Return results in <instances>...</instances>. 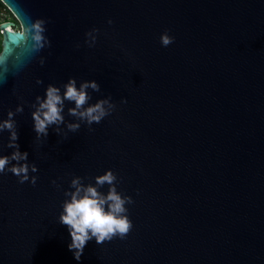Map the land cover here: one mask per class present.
<instances>
[{"label":"water","instance_id":"obj_1","mask_svg":"<svg viewBox=\"0 0 264 264\" xmlns=\"http://www.w3.org/2000/svg\"><path fill=\"white\" fill-rule=\"evenodd\" d=\"M1 1L21 30L0 24V121L23 106L17 143L38 172L35 186L0 174V264H264V0ZM37 19L49 46L33 53L17 33ZM70 78L97 82L89 104L114 110L89 126L66 102L61 134L37 140L31 105ZM108 170L133 227L77 262L64 193Z\"/></svg>","mask_w":264,"mask_h":264},{"label":"clouds","instance_id":"obj_2","mask_svg":"<svg viewBox=\"0 0 264 264\" xmlns=\"http://www.w3.org/2000/svg\"><path fill=\"white\" fill-rule=\"evenodd\" d=\"M112 23L111 20L108 21ZM46 21L37 19L23 31L17 33V36L25 42L31 41L30 51L33 53L40 52L46 46H49V41L44 36ZM98 29L86 33V43L89 47L94 46L96 42V34ZM160 42L163 47H167L174 42V37H171L165 32L160 37ZM45 63L44 59L40 60L41 66ZM36 83L42 84V80H37ZM63 93L61 89L49 84L46 88L45 96L36 97L35 103L31 105L34 109L31 113L33 121V130L36 134V139L48 136V130L52 126L57 135L61 134V125H65V104H74V107L67 109L68 115L76 118V120L86 123L99 124L105 117L109 116L115 108V105L110 103V99H102L95 104H89L92 99L88 90L99 92L100 87L97 82H82L77 87L75 79L70 78L63 85ZM126 102V101H122ZM23 106H17L15 111L7 113V119L0 121V133L7 131L9 133V143L7 148L13 149L11 155L0 156V174L10 172L18 178L20 184L31 182L33 186L36 184L37 177L29 176V172L36 173L38 168L35 164H29L28 153L19 150L17 122L14 117L22 113ZM81 123H67L66 128L69 132H77ZM117 176L108 170L105 174L95 177L94 185L89 183L85 185L83 178L75 177L71 180L70 189L64 193L67 199L64 200L63 211L59 216V223L67 227L71 242L68 244V250L73 253V258L79 262L84 249L89 241L95 239L97 245H102L106 241H111L118 237L123 240L131 231L133 224L129 219L126 205L132 204L131 197L122 195L116 188ZM55 185V181L52 182ZM108 185L107 194L98 190L103 186Z\"/></svg>","mask_w":264,"mask_h":264},{"label":"rangeland","instance_id":"obj_3","mask_svg":"<svg viewBox=\"0 0 264 264\" xmlns=\"http://www.w3.org/2000/svg\"><path fill=\"white\" fill-rule=\"evenodd\" d=\"M8 21L16 24V26H15L16 30H21V25L16 20L13 13H11V11L7 7L4 9H0V24L2 22H8ZM1 41H2V35L0 33V52H1Z\"/></svg>","mask_w":264,"mask_h":264},{"label":"trees","instance_id":"obj_4","mask_svg":"<svg viewBox=\"0 0 264 264\" xmlns=\"http://www.w3.org/2000/svg\"><path fill=\"white\" fill-rule=\"evenodd\" d=\"M6 8L5 5L2 3V1L0 0V9H4Z\"/></svg>","mask_w":264,"mask_h":264},{"label":"bare ground","instance_id":"obj_5","mask_svg":"<svg viewBox=\"0 0 264 264\" xmlns=\"http://www.w3.org/2000/svg\"><path fill=\"white\" fill-rule=\"evenodd\" d=\"M13 31H14V28H13ZM15 32V31H14Z\"/></svg>","mask_w":264,"mask_h":264}]
</instances>
